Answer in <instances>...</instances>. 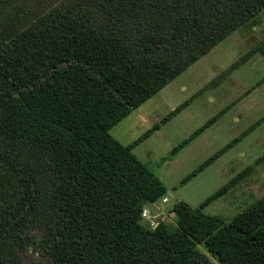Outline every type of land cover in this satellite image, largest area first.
<instances>
[{
	"label": "trees",
	"instance_id": "16d2710c",
	"mask_svg": "<svg viewBox=\"0 0 264 264\" xmlns=\"http://www.w3.org/2000/svg\"><path fill=\"white\" fill-rule=\"evenodd\" d=\"M84 1L79 11L54 8L23 30H0V144L21 145L50 167L42 195L38 175L0 147V264H20L16 250L29 245L46 264H212L198 246L218 264H264V197L224 222L203 213L223 186L196 209L176 202L172 228L159 223L148 229L141 213L166 191L132 150L158 128L127 146L109 134L252 21L264 0ZM255 55L264 59V38L240 61ZM41 205L47 232L36 238L30 229Z\"/></svg>",
	"mask_w": 264,
	"mask_h": 264
},
{
	"label": "rangeland",
	"instance_id": "374dc122",
	"mask_svg": "<svg viewBox=\"0 0 264 264\" xmlns=\"http://www.w3.org/2000/svg\"><path fill=\"white\" fill-rule=\"evenodd\" d=\"M82 2L85 1L0 0V30H23L54 8L71 7L79 11ZM82 8L92 10V7ZM263 38L264 9L109 131L113 139L127 146L152 127L158 128L132 150L154 172L166 191L155 203L144 207L147 218H141V223L146 228L152 229L159 223L172 228V209L176 202L183 201L196 209L223 186V195L205 207L203 213L224 222L264 197V121L184 182L200 164L264 118V59L255 55L240 61ZM185 102L186 106L178 114L161 123ZM211 119L212 123L204 128ZM200 128L204 129L197 133ZM193 134L196 135L192 141L177 149ZM9 144L2 142L0 147L12 150L28 166L29 174L38 175L44 195L50 167L23 146ZM173 149L176 152L171 154ZM42 205L31 223L30 234L36 238L47 232ZM197 250L212 264H218L201 246ZM16 257L20 264H46L32 245L16 250Z\"/></svg>",
	"mask_w": 264,
	"mask_h": 264
},
{
	"label": "built area",
	"instance_id": "2783aa9c",
	"mask_svg": "<svg viewBox=\"0 0 264 264\" xmlns=\"http://www.w3.org/2000/svg\"><path fill=\"white\" fill-rule=\"evenodd\" d=\"M141 218L142 219H145V218H147V216H146V210L144 209L143 211H142V213H141ZM155 227V226H154ZM153 227V228H154Z\"/></svg>",
	"mask_w": 264,
	"mask_h": 264
}]
</instances>
